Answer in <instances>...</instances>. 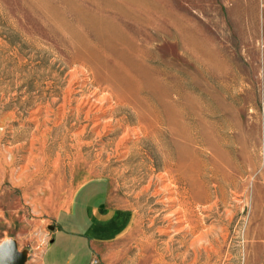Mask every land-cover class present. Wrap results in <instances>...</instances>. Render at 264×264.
Masks as SVG:
<instances>
[{"label":"rangeland","instance_id":"rangeland-1","mask_svg":"<svg viewBox=\"0 0 264 264\" xmlns=\"http://www.w3.org/2000/svg\"><path fill=\"white\" fill-rule=\"evenodd\" d=\"M129 1L139 4L0 0V247L14 244L25 264H40L61 209L82 184L101 180L129 223L93 264H159L158 255L167 264H264V0ZM54 14L72 26L76 16L116 15L150 54L141 85L128 90L131 106L101 115L99 126L82 123L81 136L70 116L46 132L39 127L45 111L33 116L61 100L73 68L69 36L53 26ZM140 113L150 123L156 118L158 135L130 132L120 144ZM170 154L213 165L238 184L228 192L231 215L221 205L201 213L207 240L196 260L187 252L190 236L163 233L169 210L155 186L145 189ZM62 222L66 235H82L83 226Z\"/></svg>","mask_w":264,"mask_h":264},{"label":"bare ground","instance_id":"bare-ground-1","mask_svg":"<svg viewBox=\"0 0 264 264\" xmlns=\"http://www.w3.org/2000/svg\"><path fill=\"white\" fill-rule=\"evenodd\" d=\"M124 2L126 6L130 5L131 7L139 4L137 1L124 0ZM100 15L76 16V26L68 23L66 17L65 20L55 14L52 17L53 26L55 28L60 27L69 36L68 46L71 50V55H69L73 68L68 74V84L61 100L52 99L45 106H38L33 113L34 116L36 112H40L42 109L45 111L47 117L42 119V124H39L38 119H34V122H38L39 127L46 128L45 132L49 130L47 125L54 123L55 126H59L70 116L74 119V124L70 129L77 130L75 136H81L88 128L82 123L90 124V121H94L99 126L102 117H104L101 115L113 113L117 107L131 106L134 96L128 90L141 85L142 71H145L144 68H146V57L150 55L147 45L139 44L140 37L129 33L119 25L116 15L109 18ZM153 15L155 14H150L148 19L153 21ZM122 18L133 21L131 14H125ZM90 35L94 36L93 40ZM149 43L147 42V44ZM181 48L182 56L187 55L188 46L183 44ZM90 86L94 87L93 92H90ZM75 87H78V90H75ZM56 105L57 108H55ZM49 113L50 116H53L52 119ZM138 116H140L139 122L137 121L138 127L133 130H126L120 144L128 140L130 132L136 137L141 135L146 138H155L158 135L160 123L155 122L156 118L150 123L148 117L142 116L141 113ZM110 123L111 120L107 124ZM127 149L128 147L126 152H128ZM159 153L162 154V152ZM173 155L175 154L173 153ZM162 163L163 168L161 173L159 172L160 174L154 175V171L151 170L153 176L151 175L145 189L148 190L151 186H155L156 195L161 196V202L169 210V215L166 217L169 225L163 233L190 236L187 252L192 251L196 260L205 249L207 240L204 233L206 230L204 232L202 230L205 228H203L205 216L202 217L201 213H213L221 205L226 207L225 215H231V211L227 209L231 206L228 192L231 189H236L238 184L233 177L228 176L229 173L212 164L211 168L205 162L192 163V161L183 159L181 155L171 157L170 154L169 158ZM247 174L249 178H246L245 188L248 192H246L247 196H244L247 197L246 201H248L249 196V188L247 187L250 182V172L247 171ZM229 194L231 193L229 192ZM158 256L155 259L156 262L167 264L163 255Z\"/></svg>","mask_w":264,"mask_h":264},{"label":"crops","instance_id":"crops-1","mask_svg":"<svg viewBox=\"0 0 264 264\" xmlns=\"http://www.w3.org/2000/svg\"><path fill=\"white\" fill-rule=\"evenodd\" d=\"M62 220L69 227L83 226L82 235L79 238L66 235ZM128 223L126 210L110 194L106 183L87 181L75 191L68 207L61 209L40 264H93L102 247L117 239Z\"/></svg>","mask_w":264,"mask_h":264},{"label":"water","instance_id":"water-1","mask_svg":"<svg viewBox=\"0 0 264 264\" xmlns=\"http://www.w3.org/2000/svg\"><path fill=\"white\" fill-rule=\"evenodd\" d=\"M0 264H25V259L14 244H8L0 247Z\"/></svg>","mask_w":264,"mask_h":264}]
</instances>
